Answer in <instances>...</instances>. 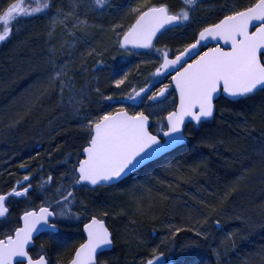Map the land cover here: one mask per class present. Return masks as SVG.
Instances as JSON below:
<instances>
[{"label": "snow or ice", "instance_id": "snow-or-ice-1", "mask_svg": "<svg viewBox=\"0 0 264 264\" xmlns=\"http://www.w3.org/2000/svg\"><path fill=\"white\" fill-rule=\"evenodd\" d=\"M178 3L179 7L173 8L168 0H137L135 6L125 12L134 22L127 27L113 25L122 54L142 55L134 51L140 49L154 51L158 66L143 86L132 85L127 91L121 88L126 85L127 73L116 79L115 88L123 92L119 97L104 95L98 86L94 87L97 96L105 101H116L121 107L102 114H84L86 122L81 124L84 139L80 151L75 157L69 154L61 161L65 168L59 177L51 173L40 175L34 187L35 176L29 173L22 181L17 180L10 191L0 194V222L8 220L12 198L29 200L35 193V199L40 200L38 207L35 199L29 200L33 207L19 216L18 226L0 233V264H53L47 254L49 242L59 249H70L66 241L57 239L60 225L66 220H86L82 229L86 238L71 249L66 260L57 258L56 264H101L99 257L112 246L113 237L105 221L91 212L83 200L79 201V211H72L77 207V192L116 186L136 169L185 143L186 119L199 126L215 118L217 101L221 97L237 101L264 92V0H249L247 5H221L212 23L202 22L196 15L205 0H178ZM110 7L111 0H75L65 12L63 6H57L56 0H16L0 14V43L11 38L22 20L51 15L53 23L61 17L64 19L60 22L64 23L68 16H73L78 24L87 26V19H80L81 9L86 17L89 13L103 14ZM198 23L201 26L193 41L186 43L174 57L167 45L156 47L165 32ZM208 40L215 41L216 46L201 51V47L206 46L203 42ZM221 41L229 47L221 46ZM93 52L101 57L105 55L104 51ZM49 62L48 88L55 91L58 86L61 98L68 89L73 93L69 96L73 112H80L88 98L87 89L74 93L67 68L51 58ZM100 64L102 60L97 61V65ZM169 75L170 83L155 80ZM155 83H162V86L153 91ZM173 86L176 98L170 103L172 110L168 111L165 101ZM164 111L167 114L160 116ZM39 172L43 173L42 167ZM205 207L210 208L211 213L217 212L207 204ZM208 220L205 216L203 223ZM42 232L48 234L49 241L41 243L33 254V241L36 234ZM195 234L206 237L200 229H195ZM145 264H176V261L170 249L166 254L154 248Z\"/></svg>", "mask_w": 264, "mask_h": 264}, {"label": "trees", "instance_id": "trees-1", "mask_svg": "<svg viewBox=\"0 0 264 264\" xmlns=\"http://www.w3.org/2000/svg\"><path fill=\"white\" fill-rule=\"evenodd\" d=\"M14 2L16 0H0V14ZM67 2L68 0H56V3H61L64 8ZM118 17L120 16H116ZM43 33L45 34L44 30L41 32L40 27L36 26L32 31L25 32L24 37H11L8 41L0 43L6 61L0 83V154L5 157L0 167V191L5 188L4 184L10 185L13 180L26 175L35 167L37 169L34 170L38 171L44 166L45 175L51 173L59 177L65 168L61 161L69 154L75 157L83 143L78 122L75 119L69 120L72 115L71 109H68L70 104H60L65 100L61 98L58 86L55 91L48 88L47 81L51 72L47 62L49 47L45 46L46 42L41 41ZM30 40V46L24 48L22 43L26 47ZM23 49H27L32 56L17 51ZM14 51H17L16 55H13ZM43 58L46 60V66H42ZM75 60L71 61L77 77L84 73L90 80L91 76H99L103 82L106 75L119 77L120 74L122 77L128 73L127 90L132 85L143 86L159 63L157 58L136 57L126 59L123 64L119 63L117 68L111 70L103 66L99 68L97 65H89L91 60H86L85 57L79 58L78 62ZM66 93L65 89L64 94ZM16 100L21 101L18 103ZM96 103L89 102L90 106L80 114H102L104 111H115L121 107L116 101H105L95 106ZM188 131L193 132V137L188 138L185 145L139 170L129 179L147 181L150 179L147 176H150L149 185L152 184L155 191L144 188L142 193L136 196L137 207L140 208L138 214L132 216V213H127L123 218L131 216L134 223L128 220L120 221L123 226L117 232L118 245L121 248L120 262H128L146 253L147 249L138 242L139 238L143 241L152 230L169 228L174 219L176 223H185L189 219L192 232L199 223L206 225L203 223L205 216L209 217L208 221L212 225L226 211L229 215L238 211V208L229 206L227 197L235 182L247 179L244 174L247 172L245 158L252 147L248 135L264 133V92L243 101L233 102L231 109H220L214 121L201 127L191 126ZM232 132L237 134L232 135ZM38 139L41 141L36 143ZM21 165L26 167L22 168ZM5 176L8 178L5 179ZM194 189L202 194L200 198L191 193ZM246 189V186H243L239 197L245 199L248 193L245 192ZM146 193L148 198L143 196ZM95 196L98 201L97 208H92L105 209L104 193H97ZM183 203L188 207L185 206V210L181 211ZM205 204L217 209V212L211 213ZM106 211L110 212L107 209ZM112 212L117 216V213ZM138 224L142 225L140 229L137 228ZM261 264H264V261Z\"/></svg>", "mask_w": 264, "mask_h": 264}, {"label": "rangeland", "instance_id": "rangeland-1", "mask_svg": "<svg viewBox=\"0 0 264 264\" xmlns=\"http://www.w3.org/2000/svg\"><path fill=\"white\" fill-rule=\"evenodd\" d=\"M74 2L75 0H68L66 7H63L64 11L67 12ZM132 2L137 3V0H133ZM149 2H152V0H149ZM56 4L57 6H62L61 3ZM131 6H135V4L129 5L128 8ZM94 14L95 15L89 13L85 17L84 10H80V19H87V26L78 24L76 18L73 16H68L64 23L60 22V20L64 19L63 17L53 23L51 15L42 16L41 18L30 21H21L17 30H15L11 36L12 38H21L24 37L25 32L32 31L36 26L40 27L41 32H43V30L45 32V34L43 33L42 35L41 41L42 43L46 42L45 46L49 47L48 64H50V58H55L53 60H55L58 65L67 68L68 75L71 77L74 85V93H78L82 88L87 89L88 98L80 112H73V106L69 100V96L73 93H70L68 89H66L67 93L64 94L62 98L65 102L62 101V103H60L62 105L64 103L70 104L68 109H71L72 115L69 120L75 119L78 122L77 126L81 137L84 135L81 129V124L86 121L83 120L84 114L80 113L84 109L87 110L88 105L90 106L89 102H92L93 104L97 102L95 106L98 105V103L105 102L102 97L97 96L95 91H93L94 87L98 86L103 91L104 95L122 96L123 92L121 89L115 88L114 81L123 76L121 77V75L118 74L119 78L114 75H106V79L103 82L99 76L97 78L91 76L90 80L84 73L77 77V75H75V67L72 64V61L74 62L76 59L75 62H78L79 58L85 57L86 60H91L89 65H97V61L102 60V64L97 65V67L101 68L103 66L112 70L115 67L117 68L119 63L123 64L126 59H131L120 57L117 55V51L115 52L118 39L116 33L113 31V25L115 24L102 25V21H100L97 16L98 13ZM123 25L126 27L125 24ZM30 43H32V40H30L29 45H26V47L24 43L22 44L24 45V48H28ZM93 50L104 51L105 55L103 57L98 56ZM17 51H22L32 56V53L28 52L27 49ZM16 52L14 51L13 55H16ZM40 55L43 56L42 54ZM57 55L59 56L58 58L55 57ZM5 62V54L0 49V83L2 81L1 74L5 70ZM42 62V66H46V60L44 58ZM49 66L51 70V64ZM68 67H70V69ZM97 70L99 71V69ZM161 79L163 78H160L159 80ZM126 87L127 81L126 85H122L121 88L124 89V91H127ZM172 100V98H167V101H165V103L169 105L167 108L168 111L171 109L170 103ZM16 101L19 103L21 100ZM166 113L167 111H164L159 115L163 116L166 115ZM155 119L156 118L154 117L153 122ZM192 133L193 132L188 131V138L193 137ZM236 134L237 132H232V135ZM248 137L250 138L249 140H251L252 147L248 152L247 158H245L247 159L245 163V171L247 172L244 174H246L247 179L244 178L241 179L242 182H235V184L232 185L231 193L227 197V203L229 206L235 207V209L238 208V211H234L230 215L226 211L225 214L220 216V219H217L219 221L218 224L215 219L214 221L216 222L212 223V225L209 221L206 225H200L199 223L197 227L193 228L192 232L190 231L191 221L189 219L186 220L185 223H176L174 219L173 225H170L169 228L164 227L152 230L150 235L143 239V241L139 238L138 242L146 247V253L136 256L128 262H120V264H145L146 260L151 258L152 250L154 248L162 249L165 252H168L169 249L172 250L173 254H171V256L172 259L176 261V264H261V262L264 261V133H256L254 136L252 133V135H248ZM39 141L41 140L38 139L35 142L37 143ZM4 159V155L2 156L0 154V167L3 165ZM35 168L37 169V167ZM42 168L45 167L43 166ZM34 169L26 173V175L32 173L36 179H39L40 175L46 174L45 171L39 173V170L36 171ZM4 178L7 179L8 176H5ZM147 178H150L149 180L151 181L150 176H147ZM149 180L144 181L143 179L139 180L137 178L132 179L131 181L127 180V183L124 182V185L119 184L112 189L99 188V190H97V193H104L105 209L99 210L103 213H108L106 209L110 211L106 216H103V219H108L110 227L115 231L117 240V232L119 228L123 227L121 226L120 221H133L131 216L126 219L123 218L127 213H132V216H134L138 214L140 210V208L137 207L138 203L136 196H138V193H142L144 188L155 191L152 188V184L149 185ZM1 184L2 183L0 182V186ZM243 186H246L247 188L245 192L248 191L245 199L239 197ZM191 193L198 198L202 196V194L195 189L191 190ZM33 195L35 197V193ZM143 196L148 198L147 193ZM242 198L243 200H241ZM240 200L241 202H238ZM9 204L12 206L13 201H10ZM185 206L188 207L185 203L181 205V211L185 210ZM88 208L93 209L89 204ZM111 210L117 213V216H115L116 214L113 215ZM11 217L14 218V214H12ZM11 217L9 219L10 222ZM132 223H134V221ZM138 225L137 228L140 229V226L142 227V225ZM177 229H179V231H177ZM195 229H200L206 233V237L196 236ZM2 231L3 229L0 230V232ZM152 232H155L156 234L153 235ZM119 249L121 248L119 247ZM112 259L113 258H111V260ZM111 260H108V262L111 263Z\"/></svg>", "mask_w": 264, "mask_h": 264}, {"label": "flooded vegetation", "instance_id": "flooded-vegetation-1", "mask_svg": "<svg viewBox=\"0 0 264 264\" xmlns=\"http://www.w3.org/2000/svg\"><path fill=\"white\" fill-rule=\"evenodd\" d=\"M132 1L133 0H111V7L108 8L103 14L101 13L97 14L100 21H102L101 24L102 25H109L112 23H114L115 25L125 24L127 27L128 25L133 23L134 21L132 19L125 16V12L127 11L128 6L131 4H136V2L133 3ZM168 3H170L173 6V8L179 7L178 0H168ZM248 3H249V0H205L204 6L197 11L196 15L200 18L202 22L212 23V22H215L221 5H224V4H227L229 6L233 4L247 5ZM92 14L95 15L94 13ZM116 16H120V17L116 18ZM200 26L201 24L198 23L195 25H191L187 28H174L173 30L167 31L164 33L163 36L160 37L159 41L156 43V47L162 48L164 45H167L169 48H171L172 56L174 57L177 51L182 50L183 46L186 43L193 41L195 32L199 29ZM252 30L254 31L255 29L252 28ZM211 41L212 40H210V42ZM204 45L206 46L201 47L200 49L201 51H206L208 47H215L216 43H206ZM220 45L223 46L222 43H220ZM223 47L227 48L229 46H223ZM116 51H117L118 56L131 58V59L136 58V57L157 58L154 51L153 53H150L148 52L149 50H144V49L134 50V51H138L142 53V55H133V56L122 54V50H119L118 45L116 46L115 52ZM189 62L191 61L189 60ZM170 80H171V76L169 75L167 78H163L159 81H161L162 83H170ZM162 83H155V87L153 88V91L161 87ZM260 93H263V92H257L255 94H260ZM167 96L168 98H172V99L176 98V93L173 87H170ZM244 99H247V98H241V99H238L237 101H231L229 99H225L221 97L217 101L215 118L209 121H204L202 125L214 121V119L217 118V114L220 109L224 108L226 110H229L231 109V105L233 102L243 101ZM170 110H172V108ZM202 125L196 126L194 124H187V128L191 126L201 127ZM195 132L196 131H194V133ZM83 139H84V135H83ZM187 139H188V135H187ZM146 166L142 167L141 169L145 168ZM136 172L137 171L132 173L127 178H124V180L120 181L117 185L123 184L127 180L131 179L132 176L136 175ZM24 176L25 175H21L20 178L13 180L10 185L8 183L4 184L3 187H5L6 189L4 188L3 190H1L0 194L10 191L11 186L14 185L17 180L22 181ZM38 180L39 179H36V178L32 180V184L34 187L36 186ZM100 188L112 189L114 188V186H105V187H100ZM97 190H99V188H96L94 191L92 190L78 191L77 192V207H74L72 211L73 212L79 211V201L81 200L87 203V205L90 204L91 207L97 208L96 204L98 203V201L96 200L97 196H95L97 194ZM32 199H35L34 195H33V198L31 197L29 198V200H32ZM29 200H25L23 198H12L11 200L13 201L12 206L10 204L8 205L10 208L8 220L6 222H0V230L3 229L2 232H7L9 228H14L15 226H18L16 224V221L18 220L19 216L22 215L25 210L31 209L33 207V204L30 203ZM39 203H40V200L35 199V206L38 207ZM89 210L93 213L98 214V218L105 221L106 227H108L113 237L112 248L110 250L104 251L103 254L99 257L101 264H120V254H119L120 249L118 245V240L115 236V231L113 230V228L110 227L108 219H103L104 215H103V212H101V210H94V209H89ZM12 214H14V218L11 217ZM10 217H11V222L9 221ZM84 222H87V221L83 220V221L77 222L74 220H66L63 223H61L60 230L57 235V239L61 241H66L68 245L70 246V249L69 250L59 249L55 243L49 242V246L47 247V254L52 259L53 264H56L57 258L66 260L71 255V249L78 247L79 243L83 242V239L86 238L82 230ZM153 235H155V233H153ZM46 241H49V236L47 233L42 232V233L37 234L36 238L33 241V244L35 245V247L33 248V254H35V252L39 250L41 243H44ZM111 258L113 259L111 260ZM107 259L109 261L111 260L112 262L109 263Z\"/></svg>", "mask_w": 264, "mask_h": 264}, {"label": "water", "instance_id": "water-1", "mask_svg": "<svg viewBox=\"0 0 264 264\" xmlns=\"http://www.w3.org/2000/svg\"><path fill=\"white\" fill-rule=\"evenodd\" d=\"M203 43L206 44V43H216V42H215V41H211V42H210V40H208V41L203 42ZM220 43H222L223 46H229V45H224L222 41H221ZM172 74H175V73L173 72ZM173 89H174V86H173ZM174 91H175V89H174ZM240 99H241V98H240ZM209 120H211V119H209ZM209 120H206V121H209ZM187 124H195V122H191L190 120L186 119V125H187ZM183 144H184V143H183ZM183 144L177 145L172 151H174L175 149L181 147ZM172 151H171V152H172ZM169 153H170V152H169ZM161 157H162V156H161ZM159 158H160V157H159ZM159 158H158V159H159ZM154 161H155V160H154ZM151 162H153V161L148 162V164L151 163ZM146 165H147V164H146ZM142 167H143V166H142ZM138 169H140V168H138ZM138 169H136V170H138ZM136 170H135V171H136ZM125 178H126V177H125ZM36 235H37V234H36ZM111 248H112V246H111L109 249H107V250H110ZM107 250H106V251H107Z\"/></svg>", "mask_w": 264, "mask_h": 264}]
</instances>
